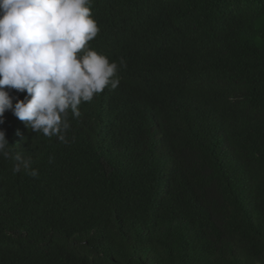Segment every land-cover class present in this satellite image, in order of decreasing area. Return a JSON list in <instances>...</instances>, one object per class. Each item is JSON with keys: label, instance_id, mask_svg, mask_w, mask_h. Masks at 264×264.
Here are the masks:
<instances>
[{"label": "trees", "instance_id": "1", "mask_svg": "<svg viewBox=\"0 0 264 264\" xmlns=\"http://www.w3.org/2000/svg\"><path fill=\"white\" fill-rule=\"evenodd\" d=\"M91 14L87 47L120 83L69 112L63 140L4 113L38 175L0 155V264H264V0Z\"/></svg>", "mask_w": 264, "mask_h": 264}, {"label": "clouds", "instance_id": "2", "mask_svg": "<svg viewBox=\"0 0 264 264\" xmlns=\"http://www.w3.org/2000/svg\"><path fill=\"white\" fill-rule=\"evenodd\" d=\"M99 30L91 0H0V124L10 110L32 132L63 140L69 112L79 116L81 103L120 83L117 63L87 47ZM9 145L0 130V155L36 177L31 159Z\"/></svg>", "mask_w": 264, "mask_h": 264}]
</instances>
